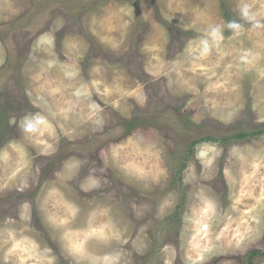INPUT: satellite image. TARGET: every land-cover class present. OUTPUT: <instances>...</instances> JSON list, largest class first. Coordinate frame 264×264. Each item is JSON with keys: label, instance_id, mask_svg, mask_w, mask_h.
<instances>
[{"label": "rangeland", "instance_id": "374dc122", "mask_svg": "<svg viewBox=\"0 0 264 264\" xmlns=\"http://www.w3.org/2000/svg\"><path fill=\"white\" fill-rule=\"evenodd\" d=\"M262 129L264 0H0V264H264Z\"/></svg>", "mask_w": 264, "mask_h": 264}, {"label": "trees", "instance_id": "16d2710c", "mask_svg": "<svg viewBox=\"0 0 264 264\" xmlns=\"http://www.w3.org/2000/svg\"><path fill=\"white\" fill-rule=\"evenodd\" d=\"M264 133V129L260 130V131H257L255 133H240L238 135H235L233 138H235V140H241V139H244L246 137H250V136H255V135H260V134H263ZM205 141H210L211 139L209 138H205L203 139ZM195 143V142H194Z\"/></svg>", "mask_w": 264, "mask_h": 264}]
</instances>
